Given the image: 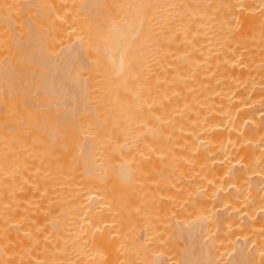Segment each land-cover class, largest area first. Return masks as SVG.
Instances as JSON below:
<instances>
[{
    "label": "bare ground",
    "instance_id": "obj_1",
    "mask_svg": "<svg viewBox=\"0 0 264 264\" xmlns=\"http://www.w3.org/2000/svg\"><path fill=\"white\" fill-rule=\"evenodd\" d=\"M0 264H264V0H0Z\"/></svg>",
    "mask_w": 264,
    "mask_h": 264
}]
</instances>
